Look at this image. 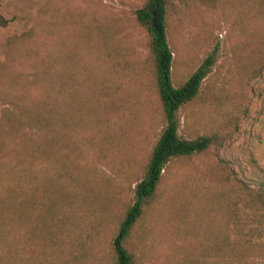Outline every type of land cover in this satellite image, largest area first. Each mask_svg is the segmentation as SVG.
<instances>
[{
    "label": "rangeland",
    "instance_id": "374dc122",
    "mask_svg": "<svg viewBox=\"0 0 264 264\" xmlns=\"http://www.w3.org/2000/svg\"><path fill=\"white\" fill-rule=\"evenodd\" d=\"M145 1L45 0L47 38L32 29L44 0L0 1L8 20L0 72L15 75L0 89L31 92L34 60L47 65L67 52L78 68L77 95L89 98L94 85V125L83 115L74 126L79 148L67 157L75 180L48 188L54 164L29 158L17 168L32 186L0 187V264H113V238L164 126L148 32L135 16ZM230 1L173 0L169 11L175 84L215 55L198 97L177 112L178 134L221 139L166 166L125 242L136 264H264V66L255 75L244 69L251 59L241 20L251 27L252 15ZM30 29L14 53L6 48ZM5 106L0 97V117Z\"/></svg>",
    "mask_w": 264,
    "mask_h": 264
},
{
    "label": "trees",
    "instance_id": "16d2710c",
    "mask_svg": "<svg viewBox=\"0 0 264 264\" xmlns=\"http://www.w3.org/2000/svg\"><path fill=\"white\" fill-rule=\"evenodd\" d=\"M197 1L208 2L213 6L216 3L228 4L230 7L233 3L230 0ZM239 3L244 7V13L248 11L252 15L251 27H247L248 23L243 21V17L241 20L244 36L242 47L246 50L245 57L251 59V62L244 65V69L253 71L255 75L264 66V0H239ZM172 5L173 0H146L135 10L137 20L148 32L149 59L162 104L164 126L153 145L143 176L135 186L134 201L125 210L113 238V264H136L125 242L153 199L169 162L174 158L203 153L220 144L218 132L194 138H182L178 134L177 112L198 97L202 83L215 62V55H207L187 77L179 83H174V52L168 37V18ZM46 9L44 0L37 10L36 22L32 28L34 33L40 28L44 38L48 37V33L44 32L45 24L42 23ZM7 24L8 20L0 15V26ZM30 31L31 29L8 39L6 48L14 53L17 39L30 35ZM73 56L71 52L66 53L64 60L52 56L51 63L47 65L42 59L41 62L40 59L34 60L33 69L26 79L31 92L13 88L0 89V97L6 103L0 117L1 188L32 186V178L27 170L23 167L17 168L29 158L54 164L53 173L51 172L48 181H45L48 188H57L60 178L75 180L69 173L73 162H69L67 157L71 151L79 148L74 126L82 120L83 115L89 117L94 125V85L89 98L82 99L77 95L78 68ZM35 57L39 56L35 54ZM14 77L13 74L0 72V83H3V79L10 83ZM65 92L68 93L66 97L63 95ZM64 98L70 104L67 110L64 109ZM5 156L15 162L9 164Z\"/></svg>",
    "mask_w": 264,
    "mask_h": 264
}]
</instances>
